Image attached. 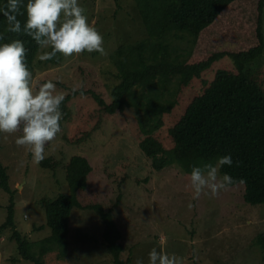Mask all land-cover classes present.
Listing matches in <instances>:
<instances>
[{
	"label": "trees",
	"instance_id": "trees-1",
	"mask_svg": "<svg viewBox=\"0 0 264 264\" xmlns=\"http://www.w3.org/2000/svg\"><path fill=\"white\" fill-rule=\"evenodd\" d=\"M135 2L144 37L113 51L119 81L111 89L109 100L95 89L83 91L97 105L95 127L88 128L84 113L73 135L64 137L80 143L100 127L103 117L130 119L139 147L156 171L178 164L190 173L194 165L214 164L218 157L230 154L233 164L221 167V175L228 173L234 178L230 186L244 185L246 203L264 205V74L261 68L249 65L264 53V0ZM5 3L0 0V6ZM17 19L23 26L26 14ZM6 27V19L0 14V43L22 41L27 66L34 76L41 46L27 34L9 32ZM179 32L190 35L193 43L183 58L172 45L173 36ZM57 54L47 61H58ZM224 61L215 76L208 78V72ZM48 80H39L35 89ZM72 95H66L61 105L59 134L64 133L71 114ZM41 165L54 169L60 161L47 156ZM62 166L70 192L44 200L50 236L32 242L22 235L14 223L13 203L9 206L4 225L13 227L12 238L22 259L45 264L44 256L52 245H67L72 210L78 207L99 212L106 245L115 263L125 264L120 258L121 233L111 211L104 209L96 194L86 195L93 172L89 159L75 154ZM7 170L0 159V187L11 193ZM256 243L264 252V231L257 235ZM34 246L40 248L38 252Z\"/></svg>",
	"mask_w": 264,
	"mask_h": 264
},
{
	"label": "rangeland",
	"instance_id": "rangeland-1",
	"mask_svg": "<svg viewBox=\"0 0 264 264\" xmlns=\"http://www.w3.org/2000/svg\"><path fill=\"white\" fill-rule=\"evenodd\" d=\"M80 3L88 22L103 35L106 55L84 52L65 57L58 53V61L48 62L39 57L51 48L38 51L33 89L47 77L58 92L73 94V103L64 133L45 146L46 157L60 161L58 168L35 163L27 147L16 145L19 132L0 135V159L8 169L11 188L9 193L0 187V264H34L22 259L12 238L13 227L4 225L9 206L13 203L14 223L22 235L32 242L50 236L44 200L70 192L62 164L75 154L86 156L93 166L86 195L96 194L104 209L111 211L121 233L120 258L125 264H134L136 258H143L147 264V254L153 247L183 257L184 264H264V252L256 243L257 235L264 231V205L246 203L243 184L193 200L189 173L178 164L156 171L139 147L127 118L103 117L100 127L80 143L64 137L73 135L84 113L88 128L95 127L97 105L83 91L95 89L109 100L111 89L119 81L113 51L145 35L135 0ZM172 45L183 58L193 43L190 35L179 32L173 36ZM226 62H218L208 78H213ZM249 65L261 68L264 74V53ZM104 231L99 212L74 207L67 245H52L44 256L45 264H116ZM34 248L37 252L40 249Z\"/></svg>",
	"mask_w": 264,
	"mask_h": 264
},
{
	"label": "clouds",
	"instance_id": "clouds-1",
	"mask_svg": "<svg viewBox=\"0 0 264 264\" xmlns=\"http://www.w3.org/2000/svg\"><path fill=\"white\" fill-rule=\"evenodd\" d=\"M0 14L6 19V31L23 32L37 45L51 48L40 55L42 61L52 59L57 53L65 57L84 52L106 55L103 35L88 22L80 0H6L0 6ZM23 14L26 19L22 26L17 17ZM26 53L20 40L0 43V135L19 132L16 145L27 147L33 161L39 163L46 158L45 146L61 132L65 94L56 90L52 80L33 89V73L27 66ZM232 164L228 154L218 157L214 164L192 166L189 173L192 199H198L201 194L215 196L232 185V176L219 174L221 167ZM134 264L145 261L136 258ZM147 264H184V259L153 247L147 254Z\"/></svg>",
	"mask_w": 264,
	"mask_h": 264
},
{
	"label": "crops",
	"instance_id": "crops-1",
	"mask_svg": "<svg viewBox=\"0 0 264 264\" xmlns=\"http://www.w3.org/2000/svg\"><path fill=\"white\" fill-rule=\"evenodd\" d=\"M2 238V237H1Z\"/></svg>",
	"mask_w": 264,
	"mask_h": 264
}]
</instances>
